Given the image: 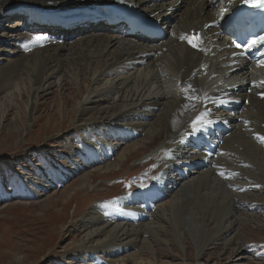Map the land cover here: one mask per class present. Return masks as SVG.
Returning <instances> with one entry per match:
<instances>
[{
  "label": "rangeland",
  "instance_id": "374dc122",
  "mask_svg": "<svg viewBox=\"0 0 264 264\" xmlns=\"http://www.w3.org/2000/svg\"><path fill=\"white\" fill-rule=\"evenodd\" d=\"M19 23L25 26L22 17H19L0 27V50L5 51L0 52V55L3 54L1 57L12 53V50L21 45L19 42L15 43V37H9L17 34L15 32L19 31ZM27 28L20 32L30 35ZM169 39L170 36L167 35L163 41L153 46L163 45ZM127 43L128 39L125 41ZM121 45L112 48L110 54L117 48H122L124 43ZM5 64L7 63L1 61L0 68ZM78 64L83 65V62L78 60ZM66 70H69L68 67ZM88 75L90 74L84 72L73 78L66 73L61 83L55 79L48 80L44 91L37 96L33 112V95L29 82L20 86L12 101L7 96L9 87L0 92V264H121L119 261H124V264H234L237 260L238 264H264V166L258 161L264 160V157L255 151L257 148L260 152L264 143L256 139L261 137L260 130L246 120L253 110L243 108L248 114L245 110H240L242 128L239 127L236 132L239 141L233 142L230 148H224L220 156L213 159L209 166L212 168H203L205 170L198 172L189 168L188 173L195 174L184 180L177 191L169 193L170 196L162 201L151 195V200L146 198L151 197L150 194L145 193L150 191L158 176L166 175L174 181L175 178H180L179 174L183 169L187 170V167H177L176 164L170 166L168 160H164L169 149V131L176 130V122L182 123L181 116L170 114L164 125L160 117L153 119L151 125V122L147 126L143 124L144 129L134 135L139 137L132 143L127 142L128 147L137 145L136 149L127 153L126 158H121L123 149L127 146L121 136L106 137V132L88 131L82 123L70 126L69 113L76 108L78 102L87 100L93 106H109L116 100L117 103L123 99L128 100L125 91L120 93L118 99L102 92L112 81L117 84L124 74L94 83ZM174 89L172 95H179L177 85ZM101 95L104 97H100ZM146 95L147 91L142 96ZM75 99L78 100L77 103ZM7 100H10V104ZM59 108L61 114L57 113ZM89 117L90 114L87 113L81 119L86 121ZM61 122L65 124L62 126ZM129 123L119 121L115 125L121 129L122 125ZM142 123L145 122L136 120L132 124ZM193 129H196V125ZM92 139L99 145L109 140L108 144L116 146V151L110 155L106 153L105 161H85L82 158L85 153L83 149ZM163 140L166 143L160 150ZM99 154L101 155V149ZM109 157L111 158L108 159ZM215 167L217 171L213 170ZM169 168H173L172 172H167ZM209 170H212L216 179L213 192H219L223 198V205L217 211L221 227L231 225V229L218 232L215 216L205 222L206 227L202 226L203 215L197 223L194 221L196 214L205 212L200 194L210 195L208 192L211 191L206 187L192 195L188 189L183 190L181 193L186 203L179 205L175 212L169 210L165 214L161 209L164 204L172 201L173 196L177 195V200L181 199L179 190L186 182L192 183L195 177H207ZM220 173L225 175L221 176ZM161 184L160 193L164 192L162 188L169 187L167 182ZM138 193H141L139 201L134 196ZM227 196V202L231 204L225 206L224 199ZM149 201L157 204L150 215L146 212L144 215ZM138 202L141 205L137 206L143 207L138 213L142 215L136 218L137 221L143 228L146 224H152L155 232L151 234L147 231L136 244L127 246V250L125 247L119 248L127 243L125 241L118 243V247L112 251L92 248L96 244L93 240L88 241V248H77L82 243L85 231L124 223L113 221L121 213L133 219L137 213L133 216L123 207L132 208ZM110 205L114 210L103 213L111 215L112 219L102 218L95 222L96 226L91 224L87 229L83 227L90 224L84 222V218L94 213L96 207L108 209ZM209 206L212 208V201ZM65 217L68 222L61 228L59 221H63ZM55 223L59 226V231L55 229ZM136 224L138 223L130 222L127 226L135 229Z\"/></svg>",
  "mask_w": 264,
  "mask_h": 264
},
{
  "label": "bare ground",
  "instance_id": "6f19581e",
  "mask_svg": "<svg viewBox=\"0 0 264 264\" xmlns=\"http://www.w3.org/2000/svg\"><path fill=\"white\" fill-rule=\"evenodd\" d=\"M217 1L219 6L213 9L212 4ZM242 1L0 0V27L2 28L5 26V23L19 17H22L26 26L19 23V31L15 32L17 34L9 36L10 38L15 37V43L19 42L21 45L12 50V53L4 54L5 57H1L3 54L0 55V62L7 63L3 65V68H0V92L7 90L9 87L7 96L11 100L20 86L25 82H29L33 95V112L37 96L41 91H44L48 80L55 79V81L61 83L66 73L75 78L74 76L79 77L80 74L82 75L85 72L86 74H90L88 76H91L90 80L94 83L124 74L117 84H114L113 81L111 83L108 82V88L102 92L114 95L118 99L120 93L125 91L128 95V100L125 101L123 99L120 103H117L116 100V102H113L109 106H93L87 100L85 102H78L75 99V102L78 103L76 108L69 113L70 126L82 123L83 125L85 124L88 131L106 132V137L121 136V138L125 139V144H127V142L132 143V141L136 140L139 136L134 135L142 131L153 119L160 117L164 125L170 114L175 113L180 115L182 123L178 124L176 122V130L171 129L169 131V149L164 160L167 159V163L170 166L176 164L177 167H187V170L183 169L179 175L180 178H175L174 181H171L166 175L158 176L152 184L150 191L145 193L146 195H152L155 199L158 198V201H162L170 196L169 193L173 194L175 190L177 191L184 180L195 174L192 172L188 173L189 168H192V170L196 169L197 172L203 168H206V170L212 168L209 167L213 163V160H211L212 155L207 152L209 145L214 144L213 146L216 148L220 143L218 151L215 152L214 150L215 155L218 157L224 148H230L233 142L239 141L236 132L240 127L242 120L240 114L242 113H235V107L238 104L241 107L240 110L244 111L245 109L243 108L253 110L251 116L247 117L246 120L252 123L253 127L260 130L261 136H264V69L259 68L258 65L250 66L244 64L239 68L233 67L236 62L233 58L234 52L227 50L230 43L225 36L219 33L221 29L204 30L209 23L216 20L223 22L229 16L232 9L237 7ZM85 8L99 12L103 17H109L110 19L115 18L114 15L110 14L114 9L116 11L118 8L137 9L147 17H151L157 22H162V25H165V27L167 26V35L170 36V39L163 45L153 46L160 41H147L138 36L126 37L124 35L126 30L121 29L120 26L109 27L103 23L90 24L89 20L93 19L96 15L82 14ZM28 13V18H25ZM41 14L43 16L39 19L40 21L46 15H55L57 17V21H54L56 26L46 27L47 23L42 27H38L37 23L28 24L32 20H36ZM100 16L96 17L100 18ZM81 17L86 20L85 26L77 27V18ZM63 24L72 28L67 30L59 28ZM25 28L31 32L30 35H23L24 33L20 32ZM197 32L202 33L201 41L199 40L198 43L199 48H203L204 51L194 49L187 40L180 39L181 36L193 38V36L197 35ZM35 37H42L43 39L30 43ZM127 39L129 43L125 44ZM122 42L124 43L123 47L117 48L113 54H110V50L121 45ZM25 44L28 46L25 47ZM0 52L4 53L5 51L0 50ZM78 60L82 61L83 65H79ZM67 67L68 71L66 70ZM176 85L178 86L179 95L176 93L173 96L172 92L175 90ZM146 91L147 95L142 96ZM90 94L92 95L93 93ZM100 97L104 96L101 95ZM10 100L6 102L10 104ZM218 108L220 111H217ZM245 111L248 114L247 110ZM57 113L61 114L60 108ZM87 113L90 114L88 120H82L81 117ZM235 114L238 116H234ZM136 120H141L145 123L133 125L132 123ZM119 121L130 123L126 126L122 125V128L119 129L115 125ZM169 123H171V119ZM64 124L65 122L60 123L62 126ZM214 124H221V126L227 128L220 129ZM195 125L198 130L193 129ZM220 131H223L224 135L215 138L216 134ZM257 138L259 139V137ZM107 141L99 145V143H96L92 139L90 143L88 142L85 145L83 149L85 153L82 158L85 161L91 162H95L96 160L105 161L106 153L110 155L116 151V146L108 144ZM165 143L166 140H163L160 150L163 149V144ZM136 146L128 147L127 144L120 157L126 158L127 153L136 149ZM202 146H204V150L201 149ZM100 149L101 155L99 154ZM255 151L264 157V148L260 149V152L255 148ZM248 154L251 157L253 156L251 153ZM176 158H180V160ZM184 158L186 159L182 160ZM258 161L261 166H264V160ZM107 167L110 166L107 165ZM166 170L168 169L166 168ZM172 170L173 168L167 172H172ZM213 170L217 171V167ZM213 176L212 170H209L207 173L208 178L200 177L196 179L195 177L196 180L193 179L192 183L187 184L186 182L179 190V195L180 197L182 196L181 199L177 200V195L173 196L172 201L162 206L163 212L165 214L169 210L175 212L179 205L183 204L184 198L183 193H181L183 190L188 189L192 195L196 192H201V188L206 187V189H210L211 192H208L210 195L200 194L202 207L205 209V212L196 214V220L194 221L197 223V221L202 219L201 215H203L204 223L202 226L206 227L205 222L209 221L210 217L215 216L217 218L215 219V224H217L216 228L218 232L231 229V225L230 227H221L222 223L217 211L223 205V198L220 197L219 192H213L215 189L214 180H216ZM161 182H167V185H169L166 189L162 188L164 190L162 193H160V185L164 183L161 184ZM225 193L227 194V192ZM140 195L141 193L134 195L135 199L138 200ZM152 196L149 198L147 196L146 198L151 199ZM228 198L229 196L224 199L225 206H228ZM210 201H212V208H209L211 206V204L209 206ZM140 203L133 204L132 208L129 206L123 207L126 212L133 216L137 213L133 219L129 215L121 213L114 217L113 221H123L124 223H114V226L109 225L96 230L85 231L82 243L77 248H88L86 246L90 244L88 241L93 240L96 244L92 248L96 249L98 247L104 252L107 250L112 251L118 247L116 246L118 243L125 241L127 242L126 244L119 246V248L122 247L123 249L127 246H133L143 234L155 232L152 224H146V227L143 228L142 224L137 221L136 218L142 215L138 214L142 211L143 207L137 206L141 205ZM155 204L157 203H150L149 201V207L144 211V215L145 212L147 215H150L154 210ZM110 206L108 209L102 206L101 208L96 207L94 213L84 218V222L86 221V223L90 224L83 227L87 229L91 224H93L92 226H96L95 222L101 221L102 218L112 219L111 215H104L103 213V211H106V213L112 212L111 210H114V208ZM67 222L65 217L63 221H59V225L62 228ZM130 222L138 223L135 229L128 228L127 224ZM55 225L56 228L54 226L53 230L55 228L59 231L57 223ZM223 232L225 233V231ZM156 235L158 236V234ZM209 236L211 237L212 235L210 234ZM118 263L124 264V261H119ZM238 263V260L234 261V264Z\"/></svg>",
  "mask_w": 264,
  "mask_h": 264
},
{
  "label": "snow or ice",
  "instance_id": "6c2138e0",
  "mask_svg": "<svg viewBox=\"0 0 264 264\" xmlns=\"http://www.w3.org/2000/svg\"><path fill=\"white\" fill-rule=\"evenodd\" d=\"M245 2L247 3V2H249V0H245ZM254 6H257V7H264V0H255ZM42 39H43L42 37H35V38L33 39V41H30V43H35V42L40 41V40H42ZM180 39H181V40H187L188 43H189L194 49H198V50H200V51H204L203 48H199V43H198L199 40H200L199 37H196V38L194 39V38L189 37V36H181ZM257 43L264 44V37H260V38H259V41L254 40V41L252 42L253 45H255V44H257ZM24 46L27 47L28 45L25 44ZM236 47H237V48H240L241 45L237 44ZM196 130H198V129H196ZM259 139L261 140V142H264V136L259 137ZM220 175H221V176H224L225 174H224V173H220Z\"/></svg>",
  "mask_w": 264,
  "mask_h": 264
}]
</instances>
